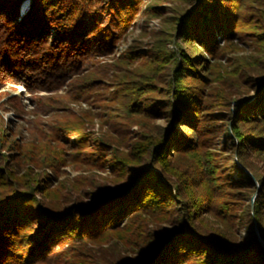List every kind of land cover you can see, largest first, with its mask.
<instances>
[{
	"label": "trees",
	"instance_id": "obj_1",
	"mask_svg": "<svg viewBox=\"0 0 264 264\" xmlns=\"http://www.w3.org/2000/svg\"><path fill=\"white\" fill-rule=\"evenodd\" d=\"M148 1L0 0V88L22 85L40 118L66 113L28 120L32 138L0 124V264H264V172L248 160L264 157L261 0H181L149 48L117 55L172 0ZM224 125L238 160L214 146ZM69 165L106 174L58 181Z\"/></svg>",
	"mask_w": 264,
	"mask_h": 264
},
{
	"label": "rangeland",
	"instance_id": "obj_2",
	"mask_svg": "<svg viewBox=\"0 0 264 264\" xmlns=\"http://www.w3.org/2000/svg\"><path fill=\"white\" fill-rule=\"evenodd\" d=\"M153 2V0H149L147 3V6L145 8L148 9L149 8V4H151ZM261 2L263 4H261ZM261 2L259 4H257V6H262V8H264V0H261ZM181 4V0H172V1H166L163 3V10L166 12L163 16H158V17H152L150 18L149 16H142L139 19V22L136 26L133 27L132 31L129 33V35L126 37V39L122 42V44L119 46L118 50H117V55H119L120 52L126 50L130 45L135 44L136 42H138L140 45H142L144 48H149L151 46V44L153 43L154 39H155V32L159 29H161L166 22L169 19V16L172 11V7L177 5V4ZM29 5V0H24L23 4H22V10L27 9ZM242 48L239 49L237 52H235L236 54H250L252 52H255L254 50V46L252 43L249 42L248 40H245L242 43H239ZM171 49H175V45L174 44H169L168 45ZM109 60H113V57H111ZM7 89H11L12 93H18V95H22L23 97L25 96V100L27 101L28 104V108L29 111L28 113L23 114V117H21L19 115V112L14 111L11 108H4V106H9L10 103H6L4 104V99L3 96L0 97V124H7L11 127H17V128H22L24 131V134L26 137L28 138H32L33 134H32V126L31 123L28 120L31 119H43L44 121H49L54 119L56 116H60L61 114H66L65 112L63 113H54L52 115H43L40 117H38L35 113H33V109L36 108V105L33 104V102H31L30 99H28V95L27 93H25L24 87L21 85L18 87V89L13 88V86L11 84H8L5 87H1L0 88V94L3 93V91L7 90ZM242 90L247 94V96H251L254 94V90L253 89H248V91L245 89V87H242ZM246 90V91H245ZM72 107L74 109L75 112H78L82 109H85L87 107V105L85 103H73ZM21 114V113H20ZM154 122L159 123V124H163L166 125L168 123H172L173 127L175 129H178L177 131L179 133H183V129L182 127L179 126L178 123H176L175 118L167 121L164 118H157L154 120ZM44 127L48 128V124L43 125ZM90 129L94 131V133H100L106 129H108V124H102L101 120L98 117L94 118L93 124L89 125ZM134 130H136L138 128V125H134L132 127ZM225 128V125L222 127V131L220 132H216V138H218L217 140H215L216 142L214 143L215 147H217V149H220V151L222 152L223 156H228L226 158V161L231 162V160H238V155L237 153L231 151L230 147L228 146V141L224 138L225 134L223 133V130ZM227 142V143H226ZM223 143L227 144V147H223ZM248 160H252L253 164L256 165V167L258 168L259 172H264V157L263 156H259L256 155L254 153H251L250 156L248 157ZM1 164V163H0ZM26 170V168L22 167L20 169V173H24ZM81 173H85V174H97L98 177H100V174L105 175L106 171H100V170H88L86 168H74L72 165L69 166H60V168L58 169V173L56 174L57 176V180H64L67 178H71L73 179L75 176H77L78 174ZM238 172L235 173L234 176H237ZM258 181V180H257ZM258 187H260L259 181H258ZM252 195V199L254 200V198L257 196V191L253 190L251 192ZM236 232H237V236L240 238H247L248 237V231L246 227H242L236 228ZM88 253V252H86ZM84 262L89 261L88 259H90L89 255L84 254L83 256ZM96 259V257H95Z\"/></svg>",
	"mask_w": 264,
	"mask_h": 264
},
{
	"label": "water",
	"instance_id": "obj_3",
	"mask_svg": "<svg viewBox=\"0 0 264 264\" xmlns=\"http://www.w3.org/2000/svg\"><path fill=\"white\" fill-rule=\"evenodd\" d=\"M254 208V203L252 202V209ZM255 230H256V232H257V234H258V236H259V239L262 241V244H263V246H264V239L260 236V233H259V230H258V226H257V224L255 223Z\"/></svg>",
	"mask_w": 264,
	"mask_h": 264
}]
</instances>
